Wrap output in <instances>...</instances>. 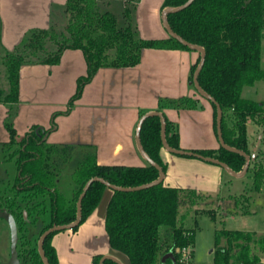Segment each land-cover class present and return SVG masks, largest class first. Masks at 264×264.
I'll use <instances>...</instances> for the list:
<instances>
[{
    "label": "trees",
    "instance_id": "16d2710c",
    "mask_svg": "<svg viewBox=\"0 0 264 264\" xmlns=\"http://www.w3.org/2000/svg\"><path fill=\"white\" fill-rule=\"evenodd\" d=\"M114 1L67 0L63 7L67 21L63 27L57 28L56 17L52 15L48 28L28 30L13 50L5 52L8 88H0V102L8 106L4 124L9 140L3 146L11 148L16 145L10 156L16 157L18 173L9 192L0 195V206L7 208L17 221L21 264H44L37 239L34 244L31 236L26 234L28 226L38 224L41 235L55 224L74 221L77 201L90 178L100 176L115 185L129 187L153 181L159 176L158 169L149 163L141 166L101 164L92 145L48 142L45 135L54 128V119L50 129L33 125L22 137L12 121L18 110L20 69L24 64H57L66 49L82 50L87 70L77 78L76 91L65 111L69 112L99 68L136 66L148 48L191 50L170 35L166 38H143L135 18L140 0H122L119 14L110 9ZM186 1L163 0L162 9ZM168 21L176 33L205 48V63L198 80L222 107L223 138L228 145L252 154L247 121L253 120L262 129L264 138V103L243 97L242 90L264 79V0H194L185 9L168 14ZM199 60L200 55L191 66V80ZM211 104L217 132V109L213 102ZM167 107L195 109L202 104L193 96L160 98L158 108ZM166 137L172 147L180 148L179 126L167 118ZM141 141L148 155L166 171L167 165L160 155L163 144L159 116L145 119ZM193 150L218 158L235 171H240L245 163L243 155L221 145L216 149ZM252 162L254 187L260 190L264 163L259 152H255ZM70 165H73L71 177L62 179L61 172ZM105 188L106 185L99 181L90 185L82 200L80 224L95 210ZM200 195L195 189L168 186L164 182L141 190H113L105 217L110 246L124 254L128 264H160L162 254L168 250L174 251L176 262L167 261V264H185L181 260V251L177 249L190 247L193 257L195 230L184 226L179 209L182 203L196 205L195 199ZM234 200L235 207L231 212H250V195L246 191L235 196ZM216 209L205 210L213 220L217 219ZM162 227H165L163 234ZM55 233H50L44 242L50 264H59L52 244ZM212 254V264H264V232L226 227L216 229ZM101 257L100 254L95 255L93 264H99ZM104 264L118 263L106 259ZM189 264L193 263L190 261Z\"/></svg>",
    "mask_w": 264,
    "mask_h": 264
},
{
    "label": "crops",
    "instance_id": "0c3cea01",
    "mask_svg": "<svg viewBox=\"0 0 264 264\" xmlns=\"http://www.w3.org/2000/svg\"><path fill=\"white\" fill-rule=\"evenodd\" d=\"M67 0H0V49L11 51L25 33L33 28H48L52 15L59 17ZM163 0H140L135 18L143 38H166L162 27ZM262 41V66L264 67ZM200 53L188 49H145L142 60L132 67H101L83 89L81 96L65 112L75 93L77 78L86 74L87 64L82 50L66 49L57 64L29 63L21 66L19 105L14 118L18 134L23 136L33 125L50 129V143L92 145L101 164L146 165L136 142V130L142 111L160 110V98L176 99L193 96L202 107L195 109L163 108L165 117L179 126L181 149L218 148L220 142L214 127L213 106L199 97L190 79L191 66ZM263 86V87H262ZM262 87V90H261ZM261 91V92H260ZM242 96L264 103V79L245 86ZM8 106L0 102V147L9 140L4 125ZM262 137V135H261ZM250 140L248 139V142ZM255 150L254 143L250 145ZM160 150L167 165L164 184L192 188L201 195L226 200L234 181L225 177L218 164L196 157L172 155ZM166 150V149H165ZM254 153V152H253ZM251 165V163H250ZM4 181V180H2ZM113 190L106 187L95 210L78 229L58 231L52 238L59 264H93L95 255H113L128 264L127 257L114 250L105 228L108 202ZM165 231V230H164ZM161 228V233H164ZM168 250L167 261L174 263ZM212 251V250H211ZM174 253V251H173ZM175 255V253H174ZM176 257V256H175ZM10 252L2 258L7 264Z\"/></svg>",
    "mask_w": 264,
    "mask_h": 264
},
{
    "label": "rangeland",
    "instance_id": "374dc122",
    "mask_svg": "<svg viewBox=\"0 0 264 264\" xmlns=\"http://www.w3.org/2000/svg\"><path fill=\"white\" fill-rule=\"evenodd\" d=\"M122 6V0H115L110 9L119 14L122 10ZM66 21L67 17L63 11L59 14V17H56L57 28L63 27L66 24ZM161 22L162 27L167 32L163 24L162 17ZM262 41L264 45V38ZM4 56L5 52H2V50L0 49V88L7 89L8 71ZM198 95L199 97H202L199 93ZM202 99L208 102L203 97ZM16 114L14 115V117H12L13 123ZM247 135L248 139L250 140V145L252 146V144L254 143L255 147L257 146V149L253 152H259V155L260 157H262L264 163V138L261 137L262 129L251 119L247 121ZM15 149L16 145H13L11 148H4V146L2 148L0 147V195H5L6 192H9V189L14 183L15 177L18 173L16 157L10 156V153ZM164 151L167 150L164 149ZM172 155H176L175 157L182 156L175 153H172ZM253 166L254 164L252 162L247 172L240 177L234 176L225 171V177H230L234 181L233 184L229 185V187H231L230 192H237L238 189L244 188L243 192L246 191L250 195L249 213L242 214L233 213L230 211L233 207H235L234 197L239 196L240 194H234L232 195L233 197H228L226 200H223L222 198L214 199L204 195H200V197L195 199L196 205L192 206V204L185 203H182L180 205V217L182 216L184 226L187 228H193L195 230L194 254L191 260L193 264L212 263L213 254L211 250L214 248V233L216 229L226 227L231 229L264 232V178L261 183V189L257 190L254 187ZM72 170L73 165L67 166L61 172L60 177H62V179L71 177ZM241 201L244 205L247 206V203L244 201L243 197H241ZM215 207L217 208V219L213 220L210 214L205 210ZM28 227L29 228L27 229L26 234L31 236L34 244L36 243L35 240L37 239L38 244V239L40 237L38 224L33 223ZM162 229L164 231L165 227H162ZM10 251V227L7 221L0 217V264H2V258L4 257V255L7 256Z\"/></svg>",
    "mask_w": 264,
    "mask_h": 264
},
{
    "label": "water",
    "instance_id": "95a60500",
    "mask_svg": "<svg viewBox=\"0 0 264 264\" xmlns=\"http://www.w3.org/2000/svg\"><path fill=\"white\" fill-rule=\"evenodd\" d=\"M193 1L194 0H187L185 3L178 5V6H166V7H164L162 10V14H161L162 21H163V24H164V26H165V28H166V30L170 36L176 38L183 45L189 47L190 49L198 51L200 53V60H199V63H198V65L194 71L192 83L194 84L197 92L202 97L208 99L209 101H211L215 104L216 109H217V135H218L220 145L223 146L224 148L230 150V151L240 153L241 155H243L245 157V163H244L242 169L240 171H235L226 162H224L218 158L211 157V156H205V155H203L199 152H196L194 150L172 147L168 143L167 137H166V117H165V115L160 110L148 111V112L144 113L140 118L137 130H136V142H137V146H138L140 153L146 159V161L158 169L159 176L153 181H150V182H147V183H144L141 185L129 186V187L115 185V184L107 181L106 179H104L100 176H94V177L90 178L86 182L85 186L83 187V191L80 194L79 199L77 201L76 219L70 223L57 224V225L55 224V225L51 226L50 228L46 229L40 235L39 240H38V251L40 253V256H41L44 264H50L46 254H45V251H44V242H45L46 237L52 232H58V231L66 230V229H73L74 227H76L80 224V222L82 220V200H83L84 195L86 194V191L88 190V188L90 187V185L93 182H96V181L102 182L106 185V187H109L112 190L133 191V190H141L144 188H148V187L160 184L164 181L165 171H164L163 167L148 155V153L145 151V149L142 145V141H141V128H142L143 122L149 116L157 115L160 117V120H161V141H162L163 147L171 153H175V154L183 155V156L196 157V158L208 161V162L218 164L221 167H223L227 172H229L230 174L237 176V177L243 176L247 172L251 161L255 158V153L249 154L248 152H246L242 149L228 145L223 138L222 127H221L222 119H223L222 107H221L220 103L215 99V97H213L211 94H209L207 91H205L202 88V86L200 85L199 80H198L199 74H200V72L204 66V63H205V58H206L205 48L201 45L192 43V42L186 40L185 38H183L181 35L176 33L169 24L168 14L174 13V12H179V11L185 9ZM256 149H257V146L255 147V150ZM24 215H25V217H27V211H24ZM0 217L7 221V223L9 224L10 233H11V251H10V258H9V261L7 262V264H21V261L19 258V253H18L19 231H18L17 221H16L14 215L7 208L1 207V206H0ZM169 254L175 263L176 257L174 255L173 251H171ZM167 256L168 255H164L162 257L163 264H166L165 262H166ZM106 259H111L118 264H124V263H122V261L119 258H117L116 256H113V255H110V254L102 255V257L100 258L99 264H104V261Z\"/></svg>",
    "mask_w": 264,
    "mask_h": 264
},
{
    "label": "built area",
    "instance_id": "2783aa9c",
    "mask_svg": "<svg viewBox=\"0 0 264 264\" xmlns=\"http://www.w3.org/2000/svg\"><path fill=\"white\" fill-rule=\"evenodd\" d=\"M264 31V29H263ZM178 251H181L182 253V261L185 263V264H189V262L191 261L192 259V256H191V249L190 247H183L182 249L178 248L177 249ZM209 264H212V263H209Z\"/></svg>",
    "mask_w": 264,
    "mask_h": 264
}]
</instances>
